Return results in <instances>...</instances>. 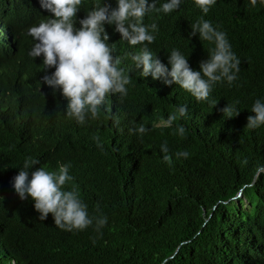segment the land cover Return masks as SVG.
<instances>
[{
	"label": "trees",
	"instance_id": "trees-1",
	"mask_svg": "<svg viewBox=\"0 0 264 264\" xmlns=\"http://www.w3.org/2000/svg\"><path fill=\"white\" fill-rule=\"evenodd\" d=\"M5 14L19 22L20 36L13 49L0 40V56H11L0 61V89L17 93L16 115H0V182L8 156L34 158L50 171L69 165L73 179L66 188L75 186L89 216H106L107 224L102 235L94 230L95 220L84 231L68 232L55 226L51 214L45 222L23 216L3 237L5 245L0 242V264H264V125L247 127L255 100L264 102L259 0L255 7L250 0H216L204 16L226 34L241 61L231 86L217 83L208 100L199 102L172 87L173 95L149 111L135 110L126 97L113 100L99 119L83 125L64 116L56 92L26 80L48 69L43 56L29 55L35 41L28 26L44 14L18 7ZM202 15L194 0H182L165 32L187 35L180 51L200 56L205 50L204 61L214 43L190 34ZM169 45L155 43L153 49L160 54ZM228 104L237 116L224 115ZM181 106L187 115L171 127L150 124ZM141 124L149 129L143 136L129 131ZM178 125L186 129L183 137ZM165 141L171 165L163 160ZM180 151L189 157L177 158Z\"/></svg>",
	"mask_w": 264,
	"mask_h": 264
},
{
	"label": "clouds",
	"instance_id": "clouds-1",
	"mask_svg": "<svg viewBox=\"0 0 264 264\" xmlns=\"http://www.w3.org/2000/svg\"><path fill=\"white\" fill-rule=\"evenodd\" d=\"M257 2L250 0L253 7ZM181 3L182 0H0V40L13 49L20 36L19 22L5 14L11 8L44 14L28 26V34L35 41L29 55L43 56L44 68L48 69L26 80L37 88L48 87L56 92L64 116L76 124L99 119L113 100L125 97L137 111L153 110L157 102L173 95L172 87L189 92L198 102L205 101L217 83L226 81L231 86L238 79L241 61L231 50L226 34L204 19L216 0H194L203 15L190 25L191 35L214 43L208 59L201 61L205 50L200 56L183 54L179 43L186 41L187 35L165 32L170 13ZM259 3L264 5V0ZM155 43L170 45L158 54L153 49ZM113 46L122 52V59L115 56ZM9 57L0 56V61ZM16 103L15 89H0L2 119L16 115ZM222 111L228 118L239 114L234 104ZM187 112V106H181L152 119L150 124L171 127ZM251 112L255 115L248 116L247 127L264 125V102L256 99ZM129 131L143 136L149 129L141 124ZM185 132L182 125L177 126L180 136ZM161 152L164 162L171 165L166 141ZM175 155L189 157L187 151ZM8 164L0 182V242L5 245L3 237L21 217L45 222L49 214L55 226L68 232L84 231L95 220L94 230L102 235L107 217H90L75 186L66 188L73 179L69 165L50 171L34 158L9 156ZM239 194L238 190L231 199ZM9 264L14 260L10 259Z\"/></svg>",
	"mask_w": 264,
	"mask_h": 264
}]
</instances>
